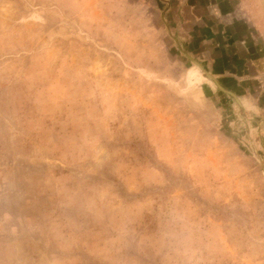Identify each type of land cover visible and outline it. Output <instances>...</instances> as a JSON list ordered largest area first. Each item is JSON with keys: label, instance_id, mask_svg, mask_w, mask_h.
Returning <instances> with one entry per match:
<instances>
[{"label": "rangeland", "instance_id": "rangeland-1", "mask_svg": "<svg viewBox=\"0 0 264 264\" xmlns=\"http://www.w3.org/2000/svg\"><path fill=\"white\" fill-rule=\"evenodd\" d=\"M175 39L157 0H0V264H264V123Z\"/></svg>", "mask_w": 264, "mask_h": 264}, {"label": "crops", "instance_id": "crops-1", "mask_svg": "<svg viewBox=\"0 0 264 264\" xmlns=\"http://www.w3.org/2000/svg\"><path fill=\"white\" fill-rule=\"evenodd\" d=\"M157 1L180 47L264 123V0Z\"/></svg>", "mask_w": 264, "mask_h": 264}, {"label": "water", "instance_id": "water-1", "mask_svg": "<svg viewBox=\"0 0 264 264\" xmlns=\"http://www.w3.org/2000/svg\"><path fill=\"white\" fill-rule=\"evenodd\" d=\"M185 56H187V58H189L191 61H193L201 70H202V72H204L206 75H208L213 81H214V83L216 84V86L217 87H219L221 90H223V91H225V92H227V93H229V94H231L232 95V93L231 92H229V91H227V90H224L215 80H214V78L208 73V72H206L205 70H203L202 69V67L195 61V60H193L192 58H190V56H188L187 54H185Z\"/></svg>", "mask_w": 264, "mask_h": 264}, {"label": "bare ground", "instance_id": "bare-ground-1", "mask_svg": "<svg viewBox=\"0 0 264 264\" xmlns=\"http://www.w3.org/2000/svg\"><path fill=\"white\" fill-rule=\"evenodd\" d=\"M208 76V75H207ZM209 77V76H208ZM210 78V77H209ZM211 79V78H210ZM212 80V79H211Z\"/></svg>", "mask_w": 264, "mask_h": 264}]
</instances>
